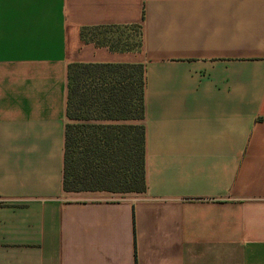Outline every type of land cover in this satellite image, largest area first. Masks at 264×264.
I'll use <instances>...</instances> for the list:
<instances>
[{
	"label": "crops",
	"instance_id": "0c3cea01",
	"mask_svg": "<svg viewBox=\"0 0 264 264\" xmlns=\"http://www.w3.org/2000/svg\"><path fill=\"white\" fill-rule=\"evenodd\" d=\"M73 63L144 65L146 192L64 191ZM0 264H264V0H0Z\"/></svg>",
	"mask_w": 264,
	"mask_h": 264
},
{
	"label": "trees",
	"instance_id": "16d2710c",
	"mask_svg": "<svg viewBox=\"0 0 264 264\" xmlns=\"http://www.w3.org/2000/svg\"><path fill=\"white\" fill-rule=\"evenodd\" d=\"M124 29L137 32L129 46L140 49L139 25L82 30L81 36L113 50L107 33ZM67 90L64 191L146 192L144 65L73 63Z\"/></svg>",
	"mask_w": 264,
	"mask_h": 264
},
{
	"label": "rangeland",
	"instance_id": "374dc122",
	"mask_svg": "<svg viewBox=\"0 0 264 264\" xmlns=\"http://www.w3.org/2000/svg\"><path fill=\"white\" fill-rule=\"evenodd\" d=\"M111 33H116L115 35L117 36V38L119 36L124 37V35L128 34V32L126 30H120V31L113 30V32H111ZM132 36H133V38H132L133 40H136V38L138 37V34L135 30L132 31Z\"/></svg>",
	"mask_w": 264,
	"mask_h": 264
}]
</instances>
